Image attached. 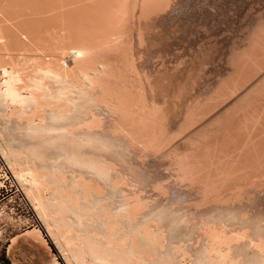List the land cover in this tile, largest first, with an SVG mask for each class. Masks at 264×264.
<instances>
[{
    "label": "bare ground",
    "instance_id": "1",
    "mask_svg": "<svg viewBox=\"0 0 264 264\" xmlns=\"http://www.w3.org/2000/svg\"><path fill=\"white\" fill-rule=\"evenodd\" d=\"M11 1L4 0V6H14V11L4 7L11 13L2 9L0 1L1 50L13 46L12 52L23 47L25 51L38 37L33 28L39 33L43 27L56 29L61 24L63 36H52L53 45L49 33L44 35L47 40L40 31V40H47L53 49L58 42L57 50L67 52L72 60L62 65L60 58L45 57L42 64L39 57L0 54V116L8 121L7 129L1 128L12 134L11 143L0 134V151L68 264H264V215L245 208L256 202L259 206L264 199L263 12L245 32V48L233 49L227 78L204 99L188 98L178 124L180 120L175 123L177 118H172L176 110L171 113L165 104H158L152 74L138 63L140 49L135 44L145 43L147 28L153 31L155 22L182 0L177 4L174 0H95L94 4L88 0V5L82 0L87 6L82 11L76 8L78 0H63L77 3L71 5L76 11L63 2L45 9V19L43 9L58 0H44L46 4L42 0L43 9L40 0H33L38 1L36 11L30 0L34 7L18 6L27 0ZM24 5L31 17V11L43 16L24 21L21 12L18 15L26 10ZM61 5L69 9L63 11ZM13 13L23 17L21 21ZM24 22L37 25L31 28ZM26 27L35 39L27 35ZM227 103L228 108L216 110ZM102 109L110 114V121L101 117ZM180 134L186 135L184 148L175 144L167 150ZM128 145L170 157L175 180L187 182L199 193L194 192L198 199L187 205L193 212L173 211L145 196L146 180L139 175L145 162L139 159V166L132 162ZM162 182L153 181L151 187L164 197L170 189ZM33 228L39 230L27 232L43 240L42 230Z\"/></svg>",
    "mask_w": 264,
    "mask_h": 264
},
{
    "label": "rangeland",
    "instance_id": "2",
    "mask_svg": "<svg viewBox=\"0 0 264 264\" xmlns=\"http://www.w3.org/2000/svg\"><path fill=\"white\" fill-rule=\"evenodd\" d=\"M0 1H2V0H0ZM8 1L10 2V0H6L7 3H8ZM12 1H14V0H12ZM12 1L9 4H12L13 3ZM18 1H20V0H18ZM18 1L16 0L14 2H16L18 4ZM24 1H26V0H24ZM32 1L33 0H30V3L33 5L38 3V1H36L34 4V3H32ZM40 1L42 4V2L44 0L43 1L40 0ZM47 1H49V0H47ZM76 1L77 0H75V2ZM80 1H82V0H80ZM80 1L79 0L77 1L80 5L79 7H78L77 3L76 4L74 3V1H73V3L72 2H70V3H71V5H77V7L76 6L75 7L77 9L80 8L79 11L80 10L82 11V8L87 7L86 5H88V2L89 1L91 2L92 0H89V1L84 0L86 5L83 1L82 2H80ZM105 1H102V2L105 3ZM26 2H28V0ZM26 2H24V3L22 2V3L18 4V6L19 5L21 6V4H22V7H23V4L29 5V2L28 3H26ZM46 2H45V4H46ZM50 2H51V0H50ZM63 2H64L63 0L62 1L58 0V1H55L54 3H53V1L51 3L48 2V5H46L47 8H44V9H43L44 3L41 5L39 2V4L42 6V7L41 6L40 7L43 9V15L44 16L42 15V12H41L42 9L41 8H40L41 11L37 10V12L38 11L41 12V13H39V15L41 14L44 18L45 17V13H44L45 9H48L51 6H55L56 4H57V6H58V4L60 6L61 3L63 4ZM98 2H101V0H99ZM98 2H96V3H98ZM172 2H173V4H177L178 0H174ZM180 2H179L180 4L174 6V9L172 8L173 12L171 11L170 13L165 14V17L162 15V18L161 17L159 18L161 21L158 19L155 22L153 31H152V29H151V31H149L148 28H147L148 32L145 30L144 33L147 32L148 34H145V37L147 36L146 39L144 38L145 40H143V42H145V43H143V44L141 43V46L139 44V46L141 48H139V46L137 47V43L135 44L136 50L138 51L140 49L139 52L142 53V54H140V53L138 54V58L140 59V60L138 59V61H139L138 63L141 65V67L145 70L146 73H148L149 75L152 74L151 76H152V80H154V86H155L154 87V90H155L154 95H155V98H157L156 100L158 101V104L160 103L159 105L162 107L164 106L163 104H165L167 107L165 106L164 108L168 111L171 110V113L174 110H176L173 113L174 115L172 114L173 119H176L177 117H180V116L183 117V115H181V114H183V112H184V108H185L184 106L187 104V102L191 99L192 96H201V98L199 97V99H201V100L204 99L202 97H206V95L209 92H211V89L214 88V86L217 84V82L221 81V79L223 77L225 78L229 71L231 72L232 66H231V64L230 65L228 64L229 59H232V57L234 56L233 53H234V51H236V48H240L241 51H242V49H241L242 47L245 48V46H246L245 37L247 34V33L245 34V32H248V30H250L251 28L254 27V25H255L254 17H257L262 12L264 14V0H192V1L182 0ZM7 3H6V6H4L5 2L3 0L2 9H4V10L6 8L14 9L13 8L14 6L8 5ZM16 3H14L13 5L17 6ZM52 3L54 5H52ZM82 3L84 5H81ZM92 3L94 4L95 0ZM66 4H64V5H66L68 7L71 6L67 2H66ZM101 4L103 5V3H101ZM101 4L99 3V5H101ZM7 5H8V7H7ZM36 5H38V4H36ZM36 5H35V8L33 10L39 8V7L36 8ZM30 6L31 5H29L28 8ZM4 7H6V8H4ZM24 7H26V6L24 5ZM31 7H34V6H31ZM61 7H62V5H61ZM71 7H72L71 9L73 11H76L75 7H73V6H71ZM175 7H176V9H175ZM58 8L56 10V8L52 7V9L59 11V12L60 11L62 12V10L64 11L65 9H69L67 7L66 8L62 7V10H60V8L59 9ZM212 8H213V10H211ZM12 9H11V11H14ZM16 9H18V8H16ZM22 10H20L18 12V15L21 12L20 15H23L24 18L18 17V15L16 13H13V16L17 15V18L19 19V20H17L15 18V20L17 22L21 21L20 18H23L25 21V19L27 20L28 18L29 19H31L32 17L34 18V16L36 17L38 14L35 12L36 10L34 12L31 11V13H33V16L31 17L29 15L30 14L29 9H28L29 12H27L28 11L27 7H26L25 11L24 10L22 11ZM6 11H9L8 13H11L10 10L6 9ZM48 11H50V8ZM56 11L53 12V14L56 13ZM73 11H71V12H73ZM212 11H214V12H212ZM16 12H17V10H16ZM22 12H23V14H22ZM65 12L61 13L62 18L65 16L64 15ZM67 12H69V11H67ZM209 12H210V14H209ZM4 13H5V11H4ZM49 13H51V12H49ZM25 14H27V16H30V17L25 18V16H26ZM70 14H72V13H70ZM47 15L49 16V14L46 12V16ZM55 15L57 16V14H55ZM38 16L36 17L37 19H38ZM48 16H47V18H49L51 20L52 16L51 17H48ZM59 16H61V15H59ZM67 16H69L68 13H67ZM37 19H35V20L37 21ZM41 19H40V21H41ZM54 19H55V16H54L53 20ZM60 19H61V17H60ZM32 20H30V21L32 22ZM55 20H57V19H55ZM51 21H49V22L51 23ZM20 23H23V21ZM36 23H38V22H36ZM53 23H54V21H53ZM24 24H25V22H24ZM27 24H25V25L27 26ZM41 24L43 25V22ZM47 24H48V22H47ZM47 24H45V25H47ZM36 25L33 24L32 26H36ZM20 26H21V24H20ZM30 26H31V24H30ZM30 26L28 24V27H30ZM32 26H31V28H33ZM58 26H60V27H58L56 29L54 28L55 30L52 27L50 29L49 26L41 28L43 31L40 30V28H39V30L42 33L40 31H39V33L37 32L38 31L37 27H35V29L37 28L36 30L33 28V30L35 31V32L33 31L34 33L32 32V29L29 30L28 27H26L28 29L25 31H26V33L28 32V30L30 32H32V34H34L35 38L37 36L40 37L39 39H38V37L36 38V39H38V42H41L40 44H42V42L44 43V40L41 41L42 40L41 35H43V37H44V35L47 36L49 33L48 37H50V36L51 37L48 38V39H50L48 42L50 44H52L50 42L51 40L53 43H55L53 41L55 39H53L52 36L56 37L59 35V33L62 34V32L64 31L63 28L61 27V24L60 25L58 24ZM247 27H249V28H247ZM20 28L23 29V27H20ZM44 28H45V30H44ZM46 28H48V29H46ZM172 28H173V30H172ZM61 29L63 31H61ZM157 29H159L160 31ZM46 30H47V33H46ZM20 31L22 32V30H20ZM53 32H54V34L56 32V34L54 35ZM40 33H41V35H40ZM35 34H36V36H35ZM24 35L27 36L28 33H27V35L26 34H24ZM64 35H65V33H64ZM28 36H31L32 39H35V38H33V35H28ZM60 36L61 35H59V37ZM62 36H63V34H62ZM62 36H61V38H62ZM45 37L43 39H47ZM209 37L210 38L212 37V38L210 39ZM36 39L34 40V43L36 42ZM242 39L243 40L245 39L244 40L245 42L242 41ZM47 40H45L46 42L44 44H45V46L47 45L48 47H45L44 44L39 45V44H37L38 42H36L35 44L34 43L30 44V46H28L29 44L28 45L26 44L28 49L32 48L31 51H28V49H25V51H23L24 47L22 48L23 50L19 49L20 52L21 51L23 52V54H22V52L20 54V52H18L19 50L12 52V50L14 48L13 46H12V50L10 47V49L8 50L9 52L7 50H1L0 49V54L2 53L6 57L10 56V55H17V56H20L22 59H24L26 56L27 57L30 56V58H32L31 56H33L34 59H37L36 57H39L40 59L39 58L38 59L40 60L41 63L45 61V59L43 61L41 60L45 57L46 58L52 57L54 59L60 58V60H58V62L60 64L65 62L62 65H64V64L70 65L72 63V60L70 59L71 58L70 54H68L67 52L61 54L60 53V52H62L61 49L59 51L56 48L57 45H59V43L57 42L55 45L56 46L55 49H53V47H54V46H52L53 44L52 45L48 44ZM30 42H28V43H30ZM242 42H244L243 46L241 45ZM36 44L39 48L36 49L37 46H35V50H36V52H35L33 45H36ZM142 45H144V46L142 47ZM22 46H25V45L22 44ZM40 46H41V48H40ZM29 47H31V48H29ZM42 47L44 50L46 49V51L44 53H42V51H44V50L40 51L42 49ZM50 47H52V48H50ZM58 47H60V46H58ZM16 48L18 49V46H16ZM231 49H232V51H231ZM233 49H234V51H233ZM37 50L40 51V53L42 55L41 54L39 55V52ZM47 50L51 53V55L49 52L46 53ZM55 50L57 52H55ZM200 50H201V52H200ZM24 52H26L27 54ZM28 52H30V53H28ZM16 53H19V54H16ZM31 53H32V55H31ZM56 53L59 55H56ZM236 53H235V55H236ZM238 53H237V55H238ZM66 54H68V55H66ZM231 54H232V56H231ZM7 59L9 61V57ZM31 60L28 61L30 64H33L34 62L37 63L36 60H34V62H30ZM24 61H27V58ZM60 61H62V62H60ZM40 62H39V64H41ZM230 62H231V60H230ZM21 64L27 66L26 63L23 61H21ZM189 71H191V73ZM180 87H181V90L179 91ZM182 92H183V94H180ZM158 93H159V95H157ZM176 96H177V98L175 99ZM188 98H190V99H188ZM164 102H166V103H164ZM177 102H179L180 104ZM184 102H186V103H184ZM228 103H227V105H225V107L221 106L220 108H217L216 110L221 112L223 108L224 109L228 108V107H226V106H228ZM182 109H183V111H181ZM102 110H101V117L104 120L105 119L108 120L111 117V116L109 117L110 114L106 110H104V109H102ZM218 111H216V112H218ZM214 112H213V114H216ZM178 115H180V116H178ZM1 116L3 117V115H1ZM1 116H0V129H1L0 131L3 130L1 127H4L7 129V126H8V124H7L8 121H7V119H5L6 117L2 118ZM211 116H214V115H211ZM180 118L179 119L177 118V120H174V122L176 121L175 123H177L180 120L181 122L179 121L178 124L182 123L183 118L182 119H180ZM110 119L108 121H110ZM4 121L5 122L7 121V122L5 123ZM177 125H175L173 128L176 129ZM6 129L3 131L7 132ZM3 131L0 132V134H1V137H2L4 142H5V140H7V136H8V138H9V136H10V138H12V134H11V132H9V130H8V132L10 134L6 133V132L3 133ZM2 135H4V136H2ZM185 136H186L185 134L177 135L174 138L177 141L172 140V144L174 143L173 147H171L172 144L170 143L169 146L166 147L167 150H168V147H170L169 149L177 147L176 146L177 144L179 145V147H181V149H183L185 146L183 141L186 140ZM10 138L7 140V142H9V143L12 142L11 141L12 139L10 140ZM182 146H183V148H182ZM137 148H136V145L135 146L134 145H128L127 146L128 150L126 149V151L128 152L130 160L132 162H135V164H137L138 166L141 165L142 162H145L143 164L145 165L146 169L139 167V168H141V169H139V175H141L142 178L144 180H146L145 185H144L145 196L149 197L151 202H156L157 204H160V205H162V206H164L170 210L178 211L179 209H182L181 211L185 212V213L193 212L192 211L193 209L191 210L190 209L191 207L189 208L188 206L190 205L191 201L194 202L195 200L198 199L199 196H197V195L199 193H197L196 188L189 186V184L187 182L185 183L184 181L182 182L179 180H175L176 177H174L175 175H173V174H175V172H174L175 170L173 169L172 166H169L170 160H168V158L170 159V157L166 158L167 157L166 155L161 156L163 154H160V155L158 154L159 156L155 155L156 157L151 154L152 155L151 156L150 152H146V151L140 152V150H139L140 148L139 149H137ZM141 153H143L144 156L141 155ZM144 153H147V154H144ZM137 154L141 158L139 156H137ZM156 158H158V159H156ZM164 158L167 160H163ZM139 159H141V162H140L141 164L138 163ZM160 159H162V160H160ZM22 162L25 163V161H22ZM170 168H172V169H170ZM141 170H144V171L141 172ZM172 171L174 173H172ZM158 179L161 182L163 180L164 182H162V183H166V185H168L170 190H168L169 193H167L166 195H168L169 197H166V195H164V197L163 196L161 197L159 194H158L159 195L158 196L157 192L155 190H152L153 188L151 187L152 186L151 184H153V181H158ZM135 188H137V187H135ZM192 188L195 189V191L194 190L192 191ZM131 189L134 190V188H131ZM194 192L197 193L196 196H195ZM192 198H193V200H192ZM194 198H196V199H194ZM261 200H260L261 203L259 201L260 207L258 206V203L256 202V204L253 203L254 206L252 204L251 205L249 204L248 206H246L245 207L246 210H248V211L253 210L255 212V214H263L264 215V199H261ZM188 203H189V205H188ZM0 208L4 209L6 212H9L11 214L15 213L14 216H13V214H12V216L10 215V217H13L14 219H12V220L7 219L6 220L8 226L5 228V231L0 236V264H68L63 253L60 252V249H58V245L56 243H54L55 241H53V238H51L50 235L47 237L45 235L44 231H42L43 233L40 231L42 234L41 238H43V240H45V242H46L45 243L43 240L39 239V237L37 238L36 235L33 236L27 232V231H31V230L36 229V228L28 229V227L30 226V223L26 219L27 218L26 211L23 208L22 202L20 200V195L18 193H15V191H8V192L0 195ZM60 209H61L60 213H62V212L64 213L65 209H63V210H62V208H60ZM15 220L19 221V222L13 223V221L15 222ZM20 220H22V222H20ZM43 225H45V224L43 223ZM44 227L46 228V225ZM36 230H39V229H36ZM46 230H47V228H46Z\"/></svg>",
    "mask_w": 264,
    "mask_h": 264
},
{
    "label": "built area",
    "instance_id": "3",
    "mask_svg": "<svg viewBox=\"0 0 264 264\" xmlns=\"http://www.w3.org/2000/svg\"><path fill=\"white\" fill-rule=\"evenodd\" d=\"M8 191H15V193H18L20 195V200L22 202L24 210L26 211V215H27L26 219L30 223V226L28 228H33V227L40 228L42 231H44L45 235L48 237L49 235L42 226L41 220L38 217L34 206L27 198L22 187L18 183L13 171L11 170L8 162L6 161L3 153L0 151V195ZM5 214H9L10 217V215L12 216V214L14 216L15 213L11 214L9 212H6L4 209L0 208V236L3 234L5 228L8 226L6 220L14 219L13 217H10L9 219L8 217H6ZM18 222L19 221L16 220L15 222L13 221V223H18ZM20 222H22V220H20Z\"/></svg>",
    "mask_w": 264,
    "mask_h": 264
}]
</instances>
